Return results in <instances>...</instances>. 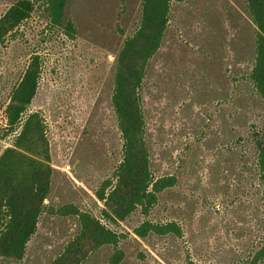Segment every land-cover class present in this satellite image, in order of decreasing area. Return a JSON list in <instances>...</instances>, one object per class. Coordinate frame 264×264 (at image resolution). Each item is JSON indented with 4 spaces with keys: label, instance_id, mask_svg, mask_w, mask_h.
Segmentation results:
<instances>
[{
    "label": "rangeland",
    "instance_id": "1",
    "mask_svg": "<svg viewBox=\"0 0 264 264\" xmlns=\"http://www.w3.org/2000/svg\"><path fill=\"white\" fill-rule=\"evenodd\" d=\"M18 1L0 0V16ZM29 1L30 18L0 44V154L12 140L4 138L9 93L38 55L29 110L44 121L52 190L23 258L0 264H106L112 250L93 246L84 216L116 234L120 264H251L264 243V204L247 140L262 111L244 81L255 46L245 0L172 1L142 106L152 170L176 184L148 215L137 209L123 221L105 215L97 192L122 158L114 65L138 27L142 0H67L69 34L50 24L43 0ZM144 221H176L183 237L139 239L133 231Z\"/></svg>",
    "mask_w": 264,
    "mask_h": 264
},
{
    "label": "trees",
    "instance_id": "2",
    "mask_svg": "<svg viewBox=\"0 0 264 264\" xmlns=\"http://www.w3.org/2000/svg\"><path fill=\"white\" fill-rule=\"evenodd\" d=\"M173 0H142L138 27L118 52L113 73L111 107L121 139L122 158L113 178L97 192L105 215L125 220L135 210L143 215L158 203L160 194L176 184L174 176L157 177L151 166L148 129L142 91L151 60L161 47L168 26ZM49 22L66 34L73 32L65 19L67 0H43ZM246 12L254 26L255 46L251 68L244 81L259 101L260 124L252 123L248 144L254 155L255 187L264 204V0H245ZM34 9L29 0H20L0 16V44L12 37ZM41 62L31 55L21 78L13 85L5 109L6 133L11 143L0 154V257L20 260L29 240L37 231L45 201L52 190L48 142L45 125L37 112L29 110L38 89ZM95 248L112 250L106 264H120L123 252L116 234L88 216L81 217ZM139 239L150 235L181 239L183 231L176 221H144L133 231ZM264 243L251 264H262ZM187 264H193L189 259Z\"/></svg>",
    "mask_w": 264,
    "mask_h": 264
}]
</instances>
